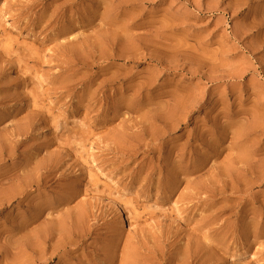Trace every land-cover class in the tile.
<instances>
[{
	"label": "rangeland",
	"instance_id": "1",
	"mask_svg": "<svg viewBox=\"0 0 264 264\" xmlns=\"http://www.w3.org/2000/svg\"><path fill=\"white\" fill-rule=\"evenodd\" d=\"M38 209L46 264H264V0H0V264Z\"/></svg>",
	"mask_w": 264,
	"mask_h": 264
},
{
	"label": "bare ground",
	"instance_id": "2",
	"mask_svg": "<svg viewBox=\"0 0 264 264\" xmlns=\"http://www.w3.org/2000/svg\"><path fill=\"white\" fill-rule=\"evenodd\" d=\"M242 153H244V152H242ZM44 210L43 209H40L39 212H37V213L35 212L28 219H24L23 221L20 222V224L15 229V233L17 235H20L19 238L16 240L18 242V245H19V243L22 244V246H23L22 248L24 249V251H27L28 250L31 254L38 256L37 257L38 258V262H39V263L37 262L38 264H46L47 261L53 260L54 252L56 250H58L57 249V247H58V243H57V241H58V234H59V231L60 232L62 231L60 223L58 224V222L57 223L54 222V223H56V225L53 227V230L52 231L50 230L51 233H49V234H47L46 229L39 230V231H37L34 234L32 233V235L29 233L30 232V231H28L29 227L34 222H36L37 220L39 221V219H41L42 217H45V216H43L44 215L43 214L44 213ZM47 214H49V213H47ZM46 217H48V216H46ZM53 219L56 220L55 218H53ZM15 238H16V236H15ZM54 239H56L57 241H55L56 242L55 243V246L53 245L54 247H52L53 248V252L50 254V257L47 258L46 257L47 245H49L48 243L50 241H53ZM15 244H16V242H15ZM50 245L52 246V243H50Z\"/></svg>",
	"mask_w": 264,
	"mask_h": 264
}]
</instances>
